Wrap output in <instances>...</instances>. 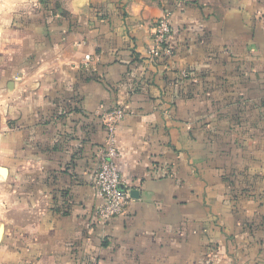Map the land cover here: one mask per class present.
Instances as JSON below:
<instances>
[{"label": "crops", "instance_id": "1", "mask_svg": "<svg viewBox=\"0 0 264 264\" xmlns=\"http://www.w3.org/2000/svg\"><path fill=\"white\" fill-rule=\"evenodd\" d=\"M116 107L138 192L101 222ZM0 167V264H264V0H0Z\"/></svg>", "mask_w": 264, "mask_h": 264}, {"label": "built area", "instance_id": "2", "mask_svg": "<svg viewBox=\"0 0 264 264\" xmlns=\"http://www.w3.org/2000/svg\"><path fill=\"white\" fill-rule=\"evenodd\" d=\"M172 28L169 13L156 21L153 32V45L149 49V59L173 56L170 44ZM88 61L90 56L85 57ZM126 115L123 108H112L103 113L102 119L107 132L106 145L99 155V165L95 174L94 185L101 204L97 208V217L101 222H108L116 216L122 215L130 199V194L122 188V178L116 164L119 156L116 133L117 127Z\"/></svg>", "mask_w": 264, "mask_h": 264}, {"label": "water", "instance_id": "3", "mask_svg": "<svg viewBox=\"0 0 264 264\" xmlns=\"http://www.w3.org/2000/svg\"><path fill=\"white\" fill-rule=\"evenodd\" d=\"M0 173L3 177H5L7 174V169L5 167H0ZM137 192H138L137 190H132L130 194L133 197L137 195ZM4 232H5V225L3 223H0V243L2 242Z\"/></svg>", "mask_w": 264, "mask_h": 264}, {"label": "rangeland", "instance_id": "4", "mask_svg": "<svg viewBox=\"0 0 264 264\" xmlns=\"http://www.w3.org/2000/svg\"><path fill=\"white\" fill-rule=\"evenodd\" d=\"M3 193H0V222H5L6 221V216H5V199L2 196Z\"/></svg>", "mask_w": 264, "mask_h": 264}, {"label": "snow or ice", "instance_id": "5", "mask_svg": "<svg viewBox=\"0 0 264 264\" xmlns=\"http://www.w3.org/2000/svg\"><path fill=\"white\" fill-rule=\"evenodd\" d=\"M26 3H29L30 0H25ZM74 6L75 5H82L84 3V0H73Z\"/></svg>", "mask_w": 264, "mask_h": 264}, {"label": "clouds", "instance_id": "6", "mask_svg": "<svg viewBox=\"0 0 264 264\" xmlns=\"http://www.w3.org/2000/svg\"><path fill=\"white\" fill-rule=\"evenodd\" d=\"M5 7H9L8 5H5Z\"/></svg>", "mask_w": 264, "mask_h": 264}]
</instances>
